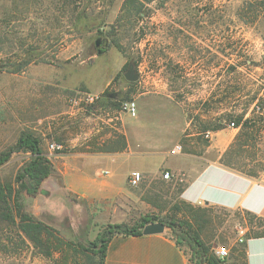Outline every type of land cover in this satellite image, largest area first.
<instances>
[{
  "label": "rangeland",
  "instance_id": "1",
  "mask_svg": "<svg viewBox=\"0 0 264 264\" xmlns=\"http://www.w3.org/2000/svg\"><path fill=\"white\" fill-rule=\"evenodd\" d=\"M244 1L139 0L125 5L126 0H0V155L28 132L41 141L52 162L55 155L73 151L72 141L81 131L88 134L95 127L104 130L83 135V149L120 151L123 136L99 142L110 130L98 117L104 110L129 117L124 105L135 102L138 117L146 120L159 107L177 114L185 129L183 153L199 154L189 142L207 145L216 132L235 135L231 146L238 140L236 146L219 162L264 178V18L245 24L240 17ZM261 9L264 13L263 5ZM97 40L108 42L102 55ZM129 64L139 77L135 83L124 77ZM83 93L99 99L116 94L117 99L92 110L84 100L73 103ZM253 98L261 109L253 110V105L246 118L254 124L231 127L224 117L225 101L226 106L244 105ZM51 145L63 149L54 151ZM29 160L30 154H13L0 167V183L12 187L13 208L16 203L50 227L63 246L47 257L0 221V264H95L89 245L109 225L94 221L99 212L93 204L66 192L57 204L55 197H47L53 194L50 188L49 195L47 190L27 194L15 180ZM130 188L133 202L121 212L120 223L131 230L143 217L183 222L191 233L198 231L210 250L205 264H244V252L233 255L232 250L241 245L240 229L248 228V236L264 231L259 220L246 214L185 205L182 187L168 180ZM219 246L230 251L223 263L214 253ZM181 248L191 259L187 245Z\"/></svg>",
  "mask_w": 264,
  "mask_h": 264
},
{
  "label": "crops",
  "instance_id": "2",
  "mask_svg": "<svg viewBox=\"0 0 264 264\" xmlns=\"http://www.w3.org/2000/svg\"><path fill=\"white\" fill-rule=\"evenodd\" d=\"M152 110L147 120L138 115L131 119L123 113L102 111L98 118L110 131L103 132L99 142L119 135L124 137L126 148L115 152L88 151L83 149L86 143L80 141L81 137L93 131L100 133L104 128L95 127L88 134L81 131L72 141L71 153L54 156L56 173L44 181L40 193L53 190L47 197L51 200L55 197L57 204L66 192L96 207L99 214L95 222L122 225L121 212L133 202L130 175L139 172L146 183L164 180V173L169 172L173 178L168 181L182 187L183 203L233 215L246 214L264 225V178H251L219 162L229 151L235 135L216 132L214 141L207 145L189 142L200 149L199 154H178L174 152L176 145L185 146L182 120L164 107ZM245 231L244 243L232 249L233 255L244 252V264H264V236H248V228ZM104 264L191 263L166 227L163 233L149 236L115 235L108 243Z\"/></svg>",
  "mask_w": 264,
  "mask_h": 264
},
{
  "label": "trees",
  "instance_id": "3",
  "mask_svg": "<svg viewBox=\"0 0 264 264\" xmlns=\"http://www.w3.org/2000/svg\"><path fill=\"white\" fill-rule=\"evenodd\" d=\"M137 1L139 0H126L125 5L132 4ZM261 5L264 6V0H245L242 8L240 9L241 20L245 24H254L262 20L264 18V13L262 11L263 9L260 10ZM25 64L27 65L30 63L26 62ZM116 96V94H103L99 99L100 102L98 105L94 106L92 110L109 105L110 102H114V100L117 99ZM226 99H228V96ZM256 100L257 98H253L251 101L244 103V105L230 103L232 106H226L228 102L225 101V106L223 107V110L225 111L224 117H228L230 121L235 124V126L242 125L243 128H250V125H253V122L255 121L251 118H246V116L255 104ZM223 101L224 100L220 101V103L222 104ZM259 106V103L254 105L253 110H260L261 108ZM237 141L238 140H236V142L231 146V150L234 146H236ZM125 148L126 143L124 142L120 151H123ZM20 152L30 154V160L19 170L15 182L20 188L24 189L27 194L36 196L40 193L41 186L44 181L55 175V167L49 158L44 155L41 148V141L36 136L28 132L22 133L12 148L0 155V167L9 161L13 154ZM61 153L64 154V152ZM229 153L230 151L227 154ZM224 165L231 169L228 163H225ZM14 197L12 187L0 183V221L5 222L10 228H14L16 235L24 244L26 243V240H28L40 248L41 252L45 256H51L54 250L63 246V240L56 237L50 227H47L44 223L37 221L33 216L23 213L20 206L16 203L15 208H13L12 202ZM185 205L192 206L188 204ZM198 211L206 213V209L198 208ZM197 219L199 222L200 218ZM153 223L165 224V226L171 230L179 247H182L183 244L187 245L192 254V258L189 259L191 264H205L208 261L210 250L202 242L198 231L194 232V234L191 233L188 228L184 227L186 224L183 222L165 221L160 220L157 217H143L136 229L128 230L124 225H109L103 232L99 233L95 242L91 243L88 249L93 256V262H96L95 264H104L108 243L115 235H143L144 227ZM260 224L263 225L261 221ZM263 236L264 231L256 234V237ZM8 245H6V248H8ZM218 262L223 263L219 260Z\"/></svg>",
  "mask_w": 264,
  "mask_h": 264
},
{
  "label": "built area",
  "instance_id": "4",
  "mask_svg": "<svg viewBox=\"0 0 264 264\" xmlns=\"http://www.w3.org/2000/svg\"><path fill=\"white\" fill-rule=\"evenodd\" d=\"M82 100H84L89 105V107H91L90 109H92L93 108L92 105L94 106V104L99 100V96L92 95L90 93H83V95L79 96V99H74L73 103L75 105H78L79 102H81ZM124 109L131 117H136L138 114V108L135 102L126 103L124 105ZM230 126L234 128L235 124L231 123ZM210 137H211V134L208 133L206 135V138H210ZM50 148L54 151H61L63 149V147L59 145H51ZM174 152L178 154L183 153V148L180 145H176ZM172 178H173V175L169 172L164 173L163 175L164 180H170ZM142 181H143V176L141 173L133 172L130 175L129 183L132 187L139 186L142 183ZM240 234L241 236L239 238V243L242 244L244 243V238L246 236L245 229L241 228ZM214 253H215L216 258L221 262H225L230 258V251L226 247L219 246L215 249Z\"/></svg>",
  "mask_w": 264,
  "mask_h": 264
},
{
  "label": "water",
  "instance_id": "5",
  "mask_svg": "<svg viewBox=\"0 0 264 264\" xmlns=\"http://www.w3.org/2000/svg\"><path fill=\"white\" fill-rule=\"evenodd\" d=\"M108 42L107 41H96V47L98 49V55H102L107 51ZM125 79L130 83H135L138 81L139 77L136 73V68L133 64H129L125 74ZM166 226L163 223H153L149 224L144 227L143 229V235L149 236V235H155V234H161L165 231Z\"/></svg>",
  "mask_w": 264,
  "mask_h": 264
}]
</instances>
